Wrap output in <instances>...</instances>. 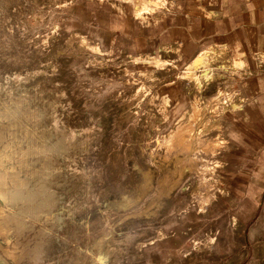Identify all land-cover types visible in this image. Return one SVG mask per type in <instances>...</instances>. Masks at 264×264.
<instances>
[{"label":"rangeland","instance_id":"rangeland-1","mask_svg":"<svg viewBox=\"0 0 264 264\" xmlns=\"http://www.w3.org/2000/svg\"><path fill=\"white\" fill-rule=\"evenodd\" d=\"M103 1L0 0V221L45 201L20 216L23 226L0 231V264H243L246 236L226 178L227 163L235 167L226 116L236 107L225 104L220 127L205 132L228 139L215 171L204 172L208 186L188 164L195 150L167 147L195 97L204 119L218 90L236 91L241 108L247 86L236 62L227 53L208 63L196 57L192 71L212 75L200 87L181 77L185 68L163 81L166 62H134L137 54L114 55L99 43L85 7ZM114 3L135 19L161 9L133 16L131 0ZM58 142L60 149L40 148ZM17 182L23 195L43 192L11 204L1 194Z\"/></svg>","mask_w":264,"mask_h":264},{"label":"crops","instance_id":"crops-1","mask_svg":"<svg viewBox=\"0 0 264 264\" xmlns=\"http://www.w3.org/2000/svg\"><path fill=\"white\" fill-rule=\"evenodd\" d=\"M114 2L85 7L99 43L114 55L163 59L171 68L163 81L211 48L224 49L238 65L247 92L235 116H226L235 127L227 152L235 167L227 163L226 178L235 182L237 220L246 236L239 246L243 264H264V0H165L145 20L133 18L128 5L116 10Z\"/></svg>","mask_w":264,"mask_h":264},{"label":"bare ground","instance_id":"bare-ground-1","mask_svg":"<svg viewBox=\"0 0 264 264\" xmlns=\"http://www.w3.org/2000/svg\"><path fill=\"white\" fill-rule=\"evenodd\" d=\"M131 2L133 3V5H135L134 7H136L134 10H132V13L135 14L133 16L143 17L142 15H144V13L146 14L150 10L153 11L155 9L161 8V5L163 6V0H131ZM164 2H165V0H164ZM80 42L82 45L89 47L92 50L101 51L99 44L96 42L95 43L90 42L86 36H81ZM224 53H225L224 49H222V48H216V49L211 48V49L202 51L197 57H198L199 61H201L203 63H208L207 61L209 59H213V58H217L216 60L221 58L223 60ZM143 56H146V57H143ZM148 56L149 55H143L140 53V54L133 56L132 60L134 62L140 61V60L141 61L151 60V61H153V64H154L153 66L162 65L165 63V61H163V59H160V58L156 59L154 57H150V56L148 57ZM195 62H197V58L195 59ZM195 62L192 61L191 63H189V65H187L185 67V69L181 73V77H184V78H187L188 80L194 81L195 86L200 87L202 83L210 82L212 80V75H211V72L209 73V71H208L209 69L208 70L204 69L199 74L193 72L192 71V65ZM205 66H206V64H205ZM212 73H213V71H212ZM231 89H233V88H231ZM238 95L239 94L234 90H230L226 94L222 93L221 90H218L216 94H214L211 97L209 96L210 98L208 97L209 99L206 101L205 107L210 110L211 115H210V118H205V119H204V115L202 113L203 110H201L202 107L200 108V106L197 103L199 101L198 96L195 97L194 99L196 101L191 104V107L188 110V113L187 114L183 113V114L187 115V120L184 122L181 120L183 123L181 125H179V123H180L179 122L178 123L179 126L177 125L178 127H176V129L173 131V134L168 137L169 140L167 139L169 141L167 143V147H169V148L170 147H177L178 149H193V150H195L192 157L188 160V164L191 165L192 167L196 168L195 173L198 176L199 185L200 184L206 185V183L208 181L205 177L204 172L210 171L214 167L218 166L220 161L216 157V151L219 148L223 147L224 145L226 146V139L223 136L218 134V136H216L215 139L206 138L205 132L207 130H209L214 125L216 127H220V125H221L220 122L222 121L221 119L224 117L223 116V113H224L223 107L225 106V104L231 103L234 107H236V110L238 111L239 108L237 106H235V104H233V102H232L233 98L238 97ZM238 100H240V99H238ZM167 102H168V97L163 98V102H162L163 106L166 105ZM183 114H182V117H183ZM197 124H199L198 128H196V126H195ZM7 130H9V129H7ZM166 142H164V143H166ZM61 147H62L61 143L58 142V144H56V145L55 144L50 145V146L43 145L40 148L51 149V150L54 149L55 150V149H60ZM200 149H202V151H200ZM0 154H1V152H0ZM4 155H5V152H4ZM4 155H0V165L4 161V157H5ZM7 158H8V156H7ZM213 171H215V170L213 169ZM2 176L3 175L0 172V178ZM11 176H13V175H11ZM206 186H208V185H206ZM8 190H6V191H8ZM22 191H23L22 190V183L17 182V184L15 185V187L11 191L6 192V193L3 191L4 193L1 195H2L3 199L7 200L8 202H11V204L16 202L19 199H22L25 203L26 201L29 202V201L33 200L37 195L41 194V192H43V189H37L32 193L29 192V194L25 193L26 195H23L24 192H22ZM205 198L208 199L209 195ZM22 200H21V202H22ZM43 200H42V202L36 203L31 208L27 207L26 209L19 210L16 213H10L11 211L9 213H6L3 216L2 220L0 221V231L7 233L9 231V228H10V225L12 222H17L19 227L23 226V223L19 219L20 216H22L25 213H28L31 215L36 214L39 211V209L42 207V205L45 203V201H43ZM6 211H9V210H6Z\"/></svg>","mask_w":264,"mask_h":264}]
</instances>
